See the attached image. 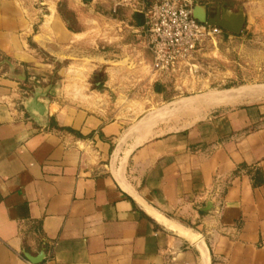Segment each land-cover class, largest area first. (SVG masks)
I'll use <instances>...</instances> for the list:
<instances>
[{
    "label": "crops",
    "instance_id": "crops-1",
    "mask_svg": "<svg viewBox=\"0 0 264 264\" xmlns=\"http://www.w3.org/2000/svg\"><path fill=\"white\" fill-rule=\"evenodd\" d=\"M233 1L257 81L264 0ZM147 7L0 0V264H264V83L160 80L178 114L151 120Z\"/></svg>",
    "mask_w": 264,
    "mask_h": 264
},
{
    "label": "built area",
    "instance_id": "built-area-1",
    "mask_svg": "<svg viewBox=\"0 0 264 264\" xmlns=\"http://www.w3.org/2000/svg\"><path fill=\"white\" fill-rule=\"evenodd\" d=\"M197 4L201 1L154 0L144 13L143 30L153 57V75L159 80L184 84L189 77L198 78L202 71L199 54L210 40L225 33L194 19Z\"/></svg>",
    "mask_w": 264,
    "mask_h": 264
},
{
    "label": "rangeland",
    "instance_id": "rangeland-1",
    "mask_svg": "<svg viewBox=\"0 0 264 264\" xmlns=\"http://www.w3.org/2000/svg\"><path fill=\"white\" fill-rule=\"evenodd\" d=\"M147 1V9H149L152 6V3H154V0H146ZM201 3H203L205 6H207L209 9L215 11L219 6H224L225 8L231 9L233 12H238L239 10L243 9L242 4L234 2L233 0H200ZM210 6H209V5ZM245 11V10H244ZM132 18V17H131ZM128 32L127 29L124 27H121V34H124ZM227 32H225L221 36L215 37L213 40H210L206 46L203 48L201 53L198 57V66L202 68V71L198 78H192L189 77L186 81L187 84L190 86L188 89L184 90V94L181 95V91L177 89L176 92H173V97H184V98H190L195 97L196 95H203L209 91L214 90H225V89H231V88H238L240 86L244 85H260L264 83V77L260 78L256 81V78H254L252 75H248L246 79L243 78L241 75L242 72L245 71L249 65L246 63V54L248 49L250 47L248 46V40H238L235 38H229V36L226 35ZM229 34V33H228ZM232 34H230L231 36ZM235 36V35H233ZM98 42L104 43L105 40H98ZM97 42V45L99 44ZM99 46V45H98ZM96 48V47H95ZM123 51H121L122 53ZM95 53L101 54L100 47L98 49L96 48V52L89 50L88 55H93ZM125 52H123L122 55H124ZM122 58L119 57H113V58H106L104 62H107V64L110 66L112 64L117 63V61H120ZM95 62H98V60L94 59ZM217 77L215 79L214 77ZM188 77V76H187ZM219 77V78H218ZM157 79V80H156ZM154 81L150 84V90L144 93L142 92H135L137 98H144L147 97L152 98L154 102H152L153 109L158 111L162 107L161 102H157L160 98V91H157V85H162L160 80L156 77ZM164 80V79H161ZM119 83L122 82L121 80L118 81ZM176 84V81L173 82ZM193 83V86L199 85L197 89L191 90V84ZM178 87V86H177ZM119 94V93H118ZM128 92H125V95H127ZM122 95V94H120ZM116 97V95L114 96ZM192 100H184L182 102L183 107H187L190 105ZM172 102H169L168 104H164L165 106L162 107L165 110L158 111L157 113H154L151 115V120H159L166 115L169 118V120H175L177 118V110L174 108V104Z\"/></svg>",
    "mask_w": 264,
    "mask_h": 264
},
{
    "label": "water",
    "instance_id": "water-1",
    "mask_svg": "<svg viewBox=\"0 0 264 264\" xmlns=\"http://www.w3.org/2000/svg\"><path fill=\"white\" fill-rule=\"evenodd\" d=\"M85 2H91L92 0H84ZM193 17L199 23L210 26V27H219L225 32L240 36L244 32V28L246 25V12L241 9L238 12H233L229 8H225L224 6H219L215 11L209 9L205 5L197 4L193 11ZM142 24H144V15L141 17ZM11 65V64H9ZM21 79V78H20ZM23 82L27 81V78L23 76ZM30 84L38 87L37 81H30ZM101 84V81H98L97 86ZM157 91L161 90V86L157 85ZM213 210V205L209 202L206 205V208L203 210L204 213H209ZM35 264H40L42 262L41 259L33 260L29 258Z\"/></svg>",
    "mask_w": 264,
    "mask_h": 264
},
{
    "label": "trees",
    "instance_id": "trees-1",
    "mask_svg": "<svg viewBox=\"0 0 264 264\" xmlns=\"http://www.w3.org/2000/svg\"><path fill=\"white\" fill-rule=\"evenodd\" d=\"M201 4H203V3H201ZM203 5H204V4H203ZM226 35H227V36H230V34H228V33H226ZM231 36H233V35H231Z\"/></svg>",
    "mask_w": 264,
    "mask_h": 264
},
{
    "label": "bare ground",
    "instance_id": "bare-ground-1",
    "mask_svg": "<svg viewBox=\"0 0 264 264\" xmlns=\"http://www.w3.org/2000/svg\"><path fill=\"white\" fill-rule=\"evenodd\" d=\"M215 98V97H214ZM218 99V98H217ZM215 100H216V98H215ZM220 100V99H219ZM221 103V102H220Z\"/></svg>",
    "mask_w": 264,
    "mask_h": 264
}]
</instances>
